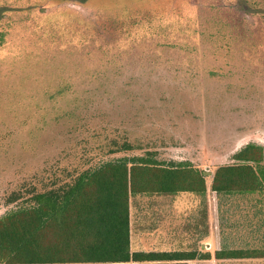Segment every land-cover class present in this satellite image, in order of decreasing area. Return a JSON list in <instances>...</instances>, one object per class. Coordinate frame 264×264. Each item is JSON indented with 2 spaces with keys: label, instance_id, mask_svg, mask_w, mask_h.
Segmentation results:
<instances>
[{
  "label": "rangeland",
  "instance_id": "obj_1",
  "mask_svg": "<svg viewBox=\"0 0 264 264\" xmlns=\"http://www.w3.org/2000/svg\"><path fill=\"white\" fill-rule=\"evenodd\" d=\"M101 15L62 2L0 18V218L29 205L30 190L106 163L189 165L206 196L132 198L131 252L264 264L215 259L264 249V195L211 189L248 144L264 149V0H156L151 15L99 28Z\"/></svg>",
  "mask_w": 264,
  "mask_h": 264
},
{
  "label": "trees",
  "instance_id": "obj_2",
  "mask_svg": "<svg viewBox=\"0 0 264 264\" xmlns=\"http://www.w3.org/2000/svg\"><path fill=\"white\" fill-rule=\"evenodd\" d=\"M62 2L97 9L102 15L90 22L100 28L151 15L156 0H13L0 8V18L8 10L40 11ZM124 147L130 150L128 143ZM234 160L239 163L216 170L212 192L264 195V149L248 144ZM28 194L29 205L0 218V264H188L197 259L195 253H133L130 243L132 198L206 196L203 173L189 165L165 167L144 158L124 159L79 173L65 186ZM215 257L264 259V249L222 250ZM210 258L205 255L202 260Z\"/></svg>",
  "mask_w": 264,
  "mask_h": 264
},
{
  "label": "crops",
  "instance_id": "obj_3",
  "mask_svg": "<svg viewBox=\"0 0 264 264\" xmlns=\"http://www.w3.org/2000/svg\"><path fill=\"white\" fill-rule=\"evenodd\" d=\"M167 196H171V195H160V196H152V197H155V198H163V197H167ZM242 250V249H241ZM222 251V250H221ZM218 252H220V251H218ZM215 259H216V257H215ZM218 260V259H217ZM219 261H226V260H219ZM228 261H235V260H228Z\"/></svg>",
  "mask_w": 264,
  "mask_h": 264
}]
</instances>
